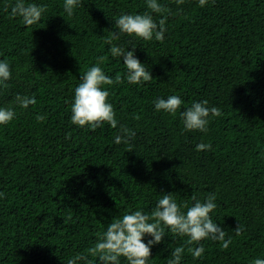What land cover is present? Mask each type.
I'll return each mask as SVG.
<instances>
[{
	"label": "trees",
	"instance_id": "16d2710c",
	"mask_svg": "<svg viewBox=\"0 0 264 264\" xmlns=\"http://www.w3.org/2000/svg\"><path fill=\"white\" fill-rule=\"evenodd\" d=\"M30 2L48 10L26 27L10 18L15 0H0V59L12 71L0 107L16 112L0 125V264H64L114 217L150 212L164 193L189 205L193 194L203 200L214 193L211 217L232 238L226 250L202 241V258L186 251L181 264L264 259V0H209L204 7L160 0L171 12L163 43L127 35L113 42L136 48L153 79L105 86L118 126L95 131L71 123L74 89L99 56L108 57L101 65L107 75L124 74L123 59L109 53L108 32L120 14L147 11L145 0H82L72 17L63 0ZM17 94L35 96L36 104L20 108ZM170 95L183 100L180 111L207 100L222 115L207 133L185 131L179 112L155 110V99ZM38 114L46 119L37 122ZM120 125L135 131L130 144L114 142ZM201 142L211 150L197 151ZM185 239L169 233L152 246L149 264H167Z\"/></svg>",
	"mask_w": 264,
	"mask_h": 264
},
{
	"label": "clouds",
	"instance_id": "9594fccd",
	"mask_svg": "<svg viewBox=\"0 0 264 264\" xmlns=\"http://www.w3.org/2000/svg\"><path fill=\"white\" fill-rule=\"evenodd\" d=\"M177 6L183 5L185 0H174ZM209 0H198L200 7H204ZM147 11L142 14L122 13L114 21L115 31L108 32L106 43L111 45L109 53L112 58H122L125 65L123 75L117 73L115 77L107 75L101 65L107 60V56L97 57L96 63L82 72L81 82L74 89V100L71 104L72 124L79 127H87L95 131L105 124L116 129L118 120L113 105L109 102L110 91L105 86L131 84L142 85L153 79L152 72L147 70L135 55L136 48L125 49L114 41H119L122 36L135 37L145 42L157 41L163 43L167 32L166 22L171 14L170 9L160 0H145ZM82 6V0H63V9L67 17H72L75 10ZM7 10V9H6ZM47 5L30 2V0H15L11 7L10 18H20L22 24L31 27L41 22L47 12ZM178 10H181L178 8ZM160 17L158 20L154 15ZM12 78L9 62L0 59V89L9 87L8 81ZM16 104L20 108H28L36 104L35 96H15ZM183 100L177 95H170L167 99L158 97L154 101L157 112L179 116L185 131L207 133L208 125L213 118L222 115L218 107H209L207 100L195 101L185 110L180 111ZM16 117L14 108L0 107V125H7ZM139 119V116L135 117ZM46 117L38 114L37 122H42ZM134 130L125 125H120L114 136L116 144H130L135 137ZM211 143L201 142L196 146L197 151L211 150ZM133 149L129 148L128 151ZM0 198H5V193L0 192ZM191 205L177 203L171 193L164 195L157 201L156 206L150 212L137 208L134 211L125 212L122 216L114 217L106 229L97 234L95 243L86 250L77 252L70 258L63 260L64 264H92L93 259L98 264H149L152 258V246L163 242L165 236L171 233L173 236L186 238L184 243L175 247L169 254L167 264H181L187 251L193 259H200L205 252L202 241H218L223 249H227L232 243L225 229L214 222L211 213L216 208V196L210 193L203 200L195 194L191 196ZM167 229V231H166ZM236 235H240L243 226L239 223L233 229ZM150 237L145 242V237ZM227 237V239H226ZM90 257L92 259H90ZM252 264H264V259L255 258Z\"/></svg>",
	"mask_w": 264,
	"mask_h": 264
}]
</instances>
